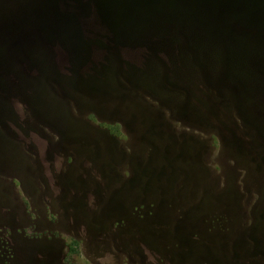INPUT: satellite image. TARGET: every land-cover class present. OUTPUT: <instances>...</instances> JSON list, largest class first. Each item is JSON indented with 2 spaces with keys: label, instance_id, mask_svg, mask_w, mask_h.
<instances>
[{
  "label": "rangeland",
  "instance_id": "obj_1",
  "mask_svg": "<svg viewBox=\"0 0 264 264\" xmlns=\"http://www.w3.org/2000/svg\"><path fill=\"white\" fill-rule=\"evenodd\" d=\"M118 12L0 0V264H264V61Z\"/></svg>",
  "mask_w": 264,
  "mask_h": 264
},
{
  "label": "water",
  "instance_id": "obj_2",
  "mask_svg": "<svg viewBox=\"0 0 264 264\" xmlns=\"http://www.w3.org/2000/svg\"><path fill=\"white\" fill-rule=\"evenodd\" d=\"M101 1L105 12L110 9L119 11L121 23H128L134 19L136 22L151 26H181V28L188 26L191 30L196 29L195 31L204 34L207 39L210 37L221 43L227 53L231 49L233 39H235L233 41L248 42L249 46L255 47L253 49L248 47L247 52L254 53L256 58L264 61V55H260L264 52V36L252 32L254 28L264 30V0ZM210 18L221 25L211 26Z\"/></svg>",
  "mask_w": 264,
  "mask_h": 264
},
{
  "label": "trees",
  "instance_id": "obj_3",
  "mask_svg": "<svg viewBox=\"0 0 264 264\" xmlns=\"http://www.w3.org/2000/svg\"><path fill=\"white\" fill-rule=\"evenodd\" d=\"M93 1V0H92ZM230 18H232V17H230ZM210 25L211 26H215V27H217V26H220L221 24L218 22V21H216V20H213V18H210ZM220 28V27H219ZM252 32H255V33H258L260 36L262 35V36H264V30H261L260 28H254L253 30H252ZM226 37V36H225ZM264 53V52H263ZM260 54V55H264V54ZM228 54L230 55V57H242L243 56V54H239V53H236L235 51H234V49L233 48H231L230 50H229V52H228ZM242 63H246V62H244L243 61V58H242Z\"/></svg>",
  "mask_w": 264,
  "mask_h": 264
}]
</instances>
